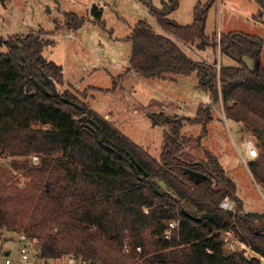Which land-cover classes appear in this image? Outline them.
<instances>
[{"label":"trees","instance_id":"16d2710c","mask_svg":"<svg viewBox=\"0 0 264 264\" xmlns=\"http://www.w3.org/2000/svg\"><path fill=\"white\" fill-rule=\"evenodd\" d=\"M215 1L196 4L192 22L184 25L168 18L178 0L159 8L146 3L163 28L185 41L199 40L200 48L212 45L235 65L217 68L194 60L174 40L138 20L129 36L128 70L144 77L195 73L198 89L213 101L221 98L226 118L258 139L257 156L247 163L264 188V41L236 30L206 36L207 11ZM256 2L261 16L264 0ZM91 13L101 21L94 4ZM84 22V16L65 13L69 29ZM49 43L34 33L0 36V153L22 157L10 166L0 164V235L24 233L35 239L38 259L73 254L100 264H261L264 213L245 211L235 181L216 156L206 151V162L180 159L182 143L190 140L180 135L181 125L164 134L159 156H152L69 90L55 88L65 79L62 65L43 55ZM209 110L210 105L198 106L201 114L186 120L204 122L210 119ZM33 152L40 156L36 165L25 159ZM189 168L206 177L196 182ZM14 171L26 181L21 183ZM225 197L235 202L234 211L219 206ZM203 212L211 215V230L196 218ZM176 219L178 230L165 238L167 223ZM223 231H231L255 254L242 249L225 254Z\"/></svg>","mask_w":264,"mask_h":264},{"label":"rangeland","instance_id":"374dc122","mask_svg":"<svg viewBox=\"0 0 264 264\" xmlns=\"http://www.w3.org/2000/svg\"><path fill=\"white\" fill-rule=\"evenodd\" d=\"M91 1L0 0V36L34 33L51 41L44 46L43 55L62 65L65 79L63 85L55 84V88L59 92L69 90L79 102L106 118L154 157L160 154L164 134L171 127L181 125L180 135L190 140L182 143L178 153L180 159L206 162L205 152L212 153L235 181L236 190L246 207L264 213V188L248 167L244 147V140L251 139L258 151L255 135L242 124L226 118L223 100L213 101L208 93L198 89L195 73L144 77L128 70L132 46L129 36L137 21L145 20L155 33L174 40L194 60L212 63L217 68L222 63L235 65L236 62L226 56L220 57L218 50L210 44L200 48L199 40L188 42L163 28L146 0H95L102 6L101 21L91 13ZM148 1L159 8L167 0ZM205 2L178 0V7L168 14V18L182 25L190 24L194 6ZM260 9L256 0H220V4L216 0L207 11L205 35L211 38L216 32L236 30L256 34L264 41V11L259 16ZM69 11L85 17L80 28L69 29L64 25L65 13ZM261 57L264 67V43ZM246 62L253 65L251 59ZM205 105H210V119L199 123L186 120L201 114H197V107ZM159 114L164 115L163 122L156 118ZM34 126L39 124L34 123ZM34 155L40 160L35 152L25 157L30 165L38 164L32 160ZM13 159L22 160V157L0 153L3 166H10ZM13 174L21 183L26 181L23 173L14 171ZM160 184L168 188L167 184ZM227 198L235 210V202ZM17 235L5 231L0 235V264H5V252L9 250L13 264H38V255L28 262L18 259ZM222 236L225 254L234 249L245 250L248 256L255 254L231 231H223ZM260 262L264 264L263 257Z\"/></svg>","mask_w":264,"mask_h":264},{"label":"built area","instance_id":"2783aa9c","mask_svg":"<svg viewBox=\"0 0 264 264\" xmlns=\"http://www.w3.org/2000/svg\"><path fill=\"white\" fill-rule=\"evenodd\" d=\"M220 4V0H219ZM244 147L247 152V158H253L257 156V149L255 147V144L251 139L244 140ZM32 160L34 163H38L39 159L38 156L34 155L32 156ZM219 206L226 210H234L233 203L228 200L227 197L223 199ZM179 222L178 220H171L167 223V227L164 230V237L170 238L172 234L178 230ZM16 241H19V245L17 247V254L18 259L21 261H30L31 258H34L37 256V248L35 246V239L28 237L24 233H18ZM245 247H248L245 245V243L241 242ZM249 248V247H248ZM124 250L128 251L129 248L127 245L124 246ZM137 251H141V247H136ZM11 250H9V253L5 255L4 257V263L10 264L12 262L11 257L9 256ZM40 262L38 264H100L99 262L90 261L89 259H85L83 257H78L73 254H62L58 259H38Z\"/></svg>","mask_w":264,"mask_h":264},{"label":"water","instance_id":"95a60500","mask_svg":"<svg viewBox=\"0 0 264 264\" xmlns=\"http://www.w3.org/2000/svg\"><path fill=\"white\" fill-rule=\"evenodd\" d=\"M32 80H34V82L36 83V85L38 87H40L43 91L46 92V89L45 87L41 84V83H38L34 78H32ZM48 81L51 82L53 84V81L51 78L48 77ZM156 118L160 121V122H163L164 120V115L163 114H159V115H156ZM147 171H145V174L147 175ZM187 173L189 175V177L193 178L196 182H199L202 178H205L206 177V174L204 173H201L199 171H196L194 169H187ZM141 178H143V176H141ZM147 182L154 188L155 191L158 192V188L155 186L153 180L151 178H147ZM197 219L199 220H203V223L206 224L208 226V228L211 230L212 229V226L209 222L210 218H211V215L209 213H201L199 216L196 217ZM9 253V251H6L5 252V255H7ZM41 256V255H39Z\"/></svg>","mask_w":264,"mask_h":264},{"label":"crops","instance_id":"0c3cea01","mask_svg":"<svg viewBox=\"0 0 264 264\" xmlns=\"http://www.w3.org/2000/svg\"><path fill=\"white\" fill-rule=\"evenodd\" d=\"M143 2H144V0H143ZM91 6L90 7H92V5L94 4V5H96L97 7H98V9L99 10H101V14H102V6H100V5H97L96 3H95V0H92L91 1ZM263 11H264V9H263ZM81 27V26H80ZM79 27V28H80ZM69 34H71V33H69ZM262 38V37H261ZM261 52H262V50H261ZM261 60H262V57H261ZM63 68V67H62ZM237 187V186H236ZM236 194H237V196L242 200V203H243V207L245 208V211H257V212H260L259 210H254V209H249V208H247L246 207V205H245V201L241 198V196L238 194V192H237V190H236ZM12 263V262H11ZM10 263V264H11ZM13 264V263H12Z\"/></svg>","mask_w":264,"mask_h":264}]
</instances>
